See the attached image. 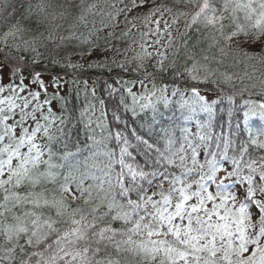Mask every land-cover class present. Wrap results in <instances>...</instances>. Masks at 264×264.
I'll return each mask as SVG.
<instances>
[{
    "label": "snow or ice",
    "instance_id": "1",
    "mask_svg": "<svg viewBox=\"0 0 264 264\" xmlns=\"http://www.w3.org/2000/svg\"><path fill=\"white\" fill-rule=\"evenodd\" d=\"M77 11L59 62L0 51V264H264V0Z\"/></svg>",
    "mask_w": 264,
    "mask_h": 264
},
{
    "label": "rangeland",
    "instance_id": "2",
    "mask_svg": "<svg viewBox=\"0 0 264 264\" xmlns=\"http://www.w3.org/2000/svg\"><path fill=\"white\" fill-rule=\"evenodd\" d=\"M9 1L11 0H0V12L5 9ZM65 1L76 9L78 0ZM97 3L103 6L105 0H97ZM48 8L47 0H38L37 8L34 5L19 23L11 27L12 29L9 28L10 30L2 35L3 38H1L5 46L7 48H24L28 51H34L35 54L41 55L47 59H53L59 62L63 57L61 49L68 45L67 42L71 40V38H76L85 33L87 30L86 24L91 25L95 19L97 25H99L98 18H94L90 15L87 16L86 21L82 20L81 16L87 15L86 12H78V16L75 19L76 22L73 21L71 23L66 20L64 23L62 22L63 18L61 19V15L66 17L69 13L67 14L66 11L61 10L59 11L61 12L60 15H56L51 8ZM46 11L49 13H46ZM63 27H68L70 32L68 34L64 33ZM56 49L60 53H57ZM248 227L253 228L254 225L249 221Z\"/></svg>",
    "mask_w": 264,
    "mask_h": 264
},
{
    "label": "trees",
    "instance_id": "3",
    "mask_svg": "<svg viewBox=\"0 0 264 264\" xmlns=\"http://www.w3.org/2000/svg\"><path fill=\"white\" fill-rule=\"evenodd\" d=\"M60 1L61 0H47L48 7L51 8V10L54 11L56 15H60L61 12L59 11L61 10L66 11V13L67 14L69 13V14L66 15V17L61 15V19L63 18L62 22L65 23L66 20H68L72 23L73 21L76 22L75 19L78 16L77 7H79L82 4H88L90 3L91 0H78L76 9L73 8L72 5L67 4L65 0H62L61 2ZM34 5L36 6V8L38 7V0H11L6 5L5 9H3L2 12H0L1 13L0 14V51H6L14 56L16 55H28V56L38 55V54H35L34 51L33 52L28 51L24 48H21V49H17L15 47L7 48L2 40L3 38L2 35H4L6 31H9L10 30L9 28L19 23L26 16V13L29 12L30 9ZM46 13H49V12L46 11ZM62 29L64 30V33L66 34L70 32L68 27L66 28L63 27ZM71 42L72 41L69 40L67 43L69 44ZM63 50L64 48L61 49V52H62L61 54H63ZM56 51L57 53H60L57 49ZM101 79H103L104 81H107L106 76H94L93 77V80H101ZM245 83H247V81ZM69 93H71V88H69ZM69 102H71L70 96H69ZM168 118L171 119V117H168ZM64 123H67V121L65 120ZM136 123L140 126V128L147 130L148 128L147 120H145L144 123H141L139 120H137ZM57 127L59 128L60 126H57ZM73 128H75V123L73 124L72 128L68 129V133H67L68 139L64 140L62 144L58 145V147H62L65 149L64 154L66 158L69 156H76L77 159L75 163L79 164L81 163L82 159H86V157H82L78 154L89 153L90 155L91 153L89 152V150L93 147V145L91 143H88V144L84 143V132L83 131H81L78 136L74 135ZM63 135H64V132H63V129H61L60 138H62ZM53 143H55V138H53Z\"/></svg>",
    "mask_w": 264,
    "mask_h": 264
}]
</instances>
